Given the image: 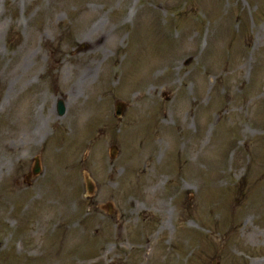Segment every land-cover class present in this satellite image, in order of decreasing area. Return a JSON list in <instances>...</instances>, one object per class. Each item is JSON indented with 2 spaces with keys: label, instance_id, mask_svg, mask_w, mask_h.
<instances>
[{
  "label": "rangeland",
  "instance_id": "374dc122",
  "mask_svg": "<svg viewBox=\"0 0 264 264\" xmlns=\"http://www.w3.org/2000/svg\"><path fill=\"white\" fill-rule=\"evenodd\" d=\"M0 264H264V0H0Z\"/></svg>",
  "mask_w": 264,
  "mask_h": 264
},
{
  "label": "bare ground",
  "instance_id": "6f19581e",
  "mask_svg": "<svg viewBox=\"0 0 264 264\" xmlns=\"http://www.w3.org/2000/svg\"><path fill=\"white\" fill-rule=\"evenodd\" d=\"M194 145H195V144H194ZM196 146H197V144H196ZM198 146H199V147L202 146L201 140L198 141ZM189 150L192 152V148H190ZM160 224L162 225V220H160ZM161 225H160V228L162 229V228H163V225H162V226H161Z\"/></svg>",
  "mask_w": 264,
  "mask_h": 264
},
{
  "label": "water",
  "instance_id": "95a60500",
  "mask_svg": "<svg viewBox=\"0 0 264 264\" xmlns=\"http://www.w3.org/2000/svg\"><path fill=\"white\" fill-rule=\"evenodd\" d=\"M38 170H39V165H38V161H36L33 171H34V173H36Z\"/></svg>",
  "mask_w": 264,
  "mask_h": 264
}]
</instances>
